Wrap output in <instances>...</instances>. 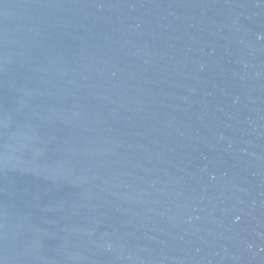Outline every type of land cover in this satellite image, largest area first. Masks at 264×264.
<instances>
[{
    "label": "water",
    "instance_id": "water-1",
    "mask_svg": "<svg viewBox=\"0 0 264 264\" xmlns=\"http://www.w3.org/2000/svg\"><path fill=\"white\" fill-rule=\"evenodd\" d=\"M0 264H264V0H0Z\"/></svg>",
    "mask_w": 264,
    "mask_h": 264
}]
</instances>
